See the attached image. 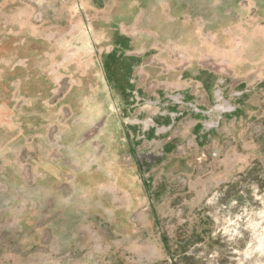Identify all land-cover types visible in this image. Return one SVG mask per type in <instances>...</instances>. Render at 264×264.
<instances>
[{
	"label": "rangeland",
	"instance_id": "374dc122",
	"mask_svg": "<svg viewBox=\"0 0 264 264\" xmlns=\"http://www.w3.org/2000/svg\"><path fill=\"white\" fill-rule=\"evenodd\" d=\"M0 264H264V0H0Z\"/></svg>",
	"mask_w": 264,
	"mask_h": 264
},
{
	"label": "water",
	"instance_id": "95a60500",
	"mask_svg": "<svg viewBox=\"0 0 264 264\" xmlns=\"http://www.w3.org/2000/svg\"><path fill=\"white\" fill-rule=\"evenodd\" d=\"M169 99H171L170 103H175V104H181V103H184L186 105L189 106L188 103H185L183 100H178L176 99V96H169L164 103H162V107H166L168 104H169ZM142 100V99H141ZM142 101H145V103L147 104H152L154 105L155 104V101H149V100H142ZM192 106V105H191ZM226 109H221V111H224ZM192 111L194 112L195 111V106L193 105L192 106ZM167 111H163L162 115H165ZM182 113H172L170 114V123L168 125H160L158 126V124L152 119V118H146V119H139V118H129L128 116H123L122 117V120H123V123H124V126L126 128V131L128 133V137H129V140L131 141L130 145H131V148L134 149V147L136 146V144L134 143L133 139H136V137H139L137 139H141V138H145V133L149 130V128H154V133L155 135H160V134H165L167 132L170 131V129L173 127V125L175 124L176 122V119L178 118V116L182 115ZM127 124L129 125H132V126H140L142 127L141 131L139 130V132L136 133V130H134V133L132 130H130L128 127H127ZM134 135V136H133ZM144 155L142 154H137L136 155V159L138 162L141 161L142 157Z\"/></svg>",
	"mask_w": 264,
	"mask_h": 264
},
{
	"label": "flooded vegetation",
	"instance_id": "af4514ba",
	"mask_svg": "<svg viewBox=\"0 0 264 264\" xmlns=\"http://www.w3.org/2000/svg\"><path fill=\"white\" fill-rule=\"evenodd\" d=\"M169 104H170V100H169ZM168 104V105H169ZM167 105V106H168ZM166 106V107H167ZM176 111H167L166 113H165V115H162V118H167V120L165 121L166 123H159L160 121H155L157 124H158V126H160V125H168L169 123H170V114H172V113H175ZM184 114V113H183ZM135 130V129H134ZM152 132V135H150V133L149 134H145V136H147V137H152L153 135H154V128H149V130L147 131V132ZM212 154H215L214 152L212 153ZM155 156V155H154ZM157 156H159V155H156V157ZM158 158H160V156L158 157ZM157 159V158H156ZM155 159V160H156ZM138 163V162H137ZM138 165L140 166V168H141V170L144 168V167H147L149 164H148V162H146V161H143L142 163H138Z\"/></svg>",
	"mask_w": 264,
	"mask_h": 264
}]
</instances>
